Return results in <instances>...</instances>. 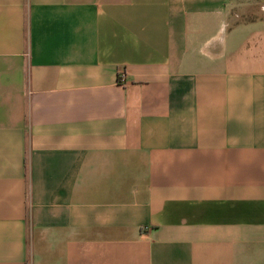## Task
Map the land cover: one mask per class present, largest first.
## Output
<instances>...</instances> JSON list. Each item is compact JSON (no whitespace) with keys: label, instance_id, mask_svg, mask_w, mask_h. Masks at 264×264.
<instances>
[{"label":"crops","instance_id":"obj_1","mask_svg":"<svg viewBox=\"0 0 264 264\" xmlns=\"http://www.w3.org/2000/svg\"><path fill=\"white\" fill-rule=\"evenodd\" d=\"M238 1L0 0V264H264V2Z\"/></svg>","mask_w":264,"mask_h":264},{"label":"rangeland","instance_id":"obj_2","mask_svg":"<svg viewBox=\"0 0 264 264\" xmlns=\"http://www.w3.org/2000/svg\"><path fill=\"white\" fill-rule=\"evenodd\" d=\"M258 1H260V0H239L238 2L239 3H233L231 6H230V12H229V14H230V18H234V19H236V18H241L242 17V15L243 14H245V12L246 13H248L249 12V10L247 9V8H244V3H247V4H255V3H257ZM262 2H264V0H262L261 1V3ZM260 3V2H259ZM244 9H246V10H244Z\"/></svg>","mask_w":264,"mask_h":264},{"label":"built area","instance_id":"obj_3","mask_svg":"<svg viewBox=\"0 0 264 264\" xmlns=\"http://www.w3.org/2000/svg\"><path fill=\"white\" fill-rule=\"evenodd\" d=\"M116 80L118 82H121V83L124 81V72H123V70H118L116 72Z\"/></svg>","mask_w":264,"mask_h":264}]
</instances>
